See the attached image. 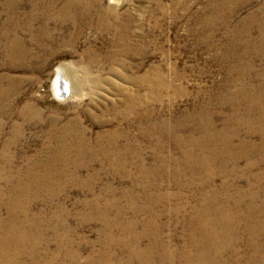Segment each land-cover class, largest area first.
I'll list each match as a JSON object with an SVG mask.
<instances>
[{"label": "rangeland", "instance_id": "1", "mask_svg": "<svg viewBox=\"0 0 264 264\" xmlns=\"http://www.w3.org/2000/svg\"><path fill=\"white\" fill-rule=\"evenodd\" d=\"M99 1L94 13L109 5ZM233 1L121 0L122 17L107 19L126 23L123 30L40 15L34 27H46L52 41L30 42L31 32H21L29 54L37 56L27 58L30 68L12 66L7 38L0 39V88H13L7 98L12 108L0 116V238L10 227L15 237L0 264H203L202 258L264 264V134L250 133L258 128L256 116L240 111L226 120L230 109L213 106L215 126L224 131L227 123L235 143L227 163L219 160L221 136L213 142L216 161L191 141L203 138L199 106L234 88L238 70H228L243 73L239 88L264 84V55L243 45L259 38L264 0ZM6 2L0 0V30L13 14ZM29 3L24 0L22 10ZM213 15L216 23L205 30L202 19ZM59 65L78 91L62 100L52 88ZM143 73V86L130 79ZM131 97L135 106L128 110ZM136 107L147 111L143 136L127 123ZM243 140L260 152L240 158ZM224 215L232 218L226 229ZM141 251L144 259L135 257Z\"/></svg>", "mask_w": 264, "mask_h": 264}, {"label": "bare ground", "instance_id": "2", "mask_svg": "<svg viewBox=\"0 0 264 264\" xmlns=\"http://www.w3.org/2000/svg\"><path fill=\"white\" fill-rule=\"evenodd\" d=\"M230 2H234L231 5L233 6L235 4V1L229 0ZM249 1V0H246ZM121 0H109V5L107 8H102L99 13H94L96 6H99L100 1L99 0H30V7L29 10H22L24 0H7L6 2V8L10 12H13V14L8 15L7 19L3 22L4 25H6L8 28H2L0 30V39L7 38L8 45L6 46V56L9 61V63L12 66H18V67H23V68H30L32 67L29 65V62L27 61V58L29 56H32L29 54V50L26 47L25 40L22 38L20 34H22V31H29L31 32V37H30V42H37L38 39H46L47 42L52 41L51 37L44 36L46 33V27L44 26H38L39 28L34 27V20H36L40 15L47 17L48 19L51 18L52 20L55 19H62L66 21L67 24H70L72 26H80L82 21L86 20H94L97 26H103L106 29L112 30L114 28L120 30L125 28L127 26L126 23L120 22L119 24L114 26L111 22L108 21L107 17L110 14H116L118 18L122 17L121 13H118L117 9L120 5ZM238 3V2H237ZM15 9V11H14ZM220 8H218L216 13H219ZM263 9H264V4H263ZM120 12V11H119ZM221 12V9H220ZM223 12V10H222ZM233 12V9H228L227 11L224 10L223 12V19L228 18ZM125 13V12H124ZM129 17V16H128ZM127 17V18H128ZM124 19V18H123ZM231 19V18H230ZM253 19V18H252ZM263 22L261 25H259V38L256 40L252 39H246L243 43V45L246 47L247 46H253L254 50L256 51L255 53H258L259 55H264V15L262 18ZM217 19L213 15L211 18H203L201 23L202 26L205 30L210 29L215 23ZM62 22V21H61ZM115 22V21H114ZM119 22V21H118ZM88 23V22H87ZM130 23V22H129ZM85 24V23H83ZM92 24V23H91ZM220 24V23H219ZM90 25V24H89ZM221 25V24H220ZM202 28V29H203ZM242 29V28H241ZM142 31V30H141ZM248 31V30H247ZM28 32V33H29ZM40 35L39 37L38 34ZM117 32V31H116ZM132 33V32H131ZM124 34V33H123ZM122 34V35H123ZM126 34V33H125ZM124 34V35H125ZM123 35V36H124ZM251 35V34H250ZM122 37V36H121ZM247 37V36H246ZM249 37V36H248ZM129 38V36H128ZM250 38V37H249ZM126 40V39H125ZM239 39H235V42H237ZM241 40V39H240ZM72 41V40H71ZM124 41V40H123ZM45 42V41H44ZM234 42V43H235ZM241 42V41H240ZM231 43V42H230ZM72 44V43H71ZM70 44V45H71ZM68 45V44H67ZM47 46V45H46ZM130 46V45H129ZM125 46V51L128 53H131L133 49L131 47ZM136 48V47H135ZM249 49V48H248ZM54 50V49H53ZM243 50V49H242ZM254 52V51H253ZM225 55L227 57H231V51L230 49L226 46ZM52 55L53 53H49ZM239 55V54H238ZM247 55V54H246ZM252 55V54H251ZM235 56V55H234ZM248 56V55H247ZM243 57V56H242ZM256 57V56H254ZM37 58V56H32V60ZM226 58V57H225ZM233 58V57H232ZM235 58V57H234ZM251 58V57H250ZM47 59V58H46ZM227 59V58H226ZM231 59V58H230ZM242 58L239 56H236L235 61H240ZM248 59V58H247ZM244 60V59H243ZM251 60V59H250ZM90 61V60H89ZM95 62V61H94ZM92 63V62H91ZM114 63V62H113ZM233 63V62H232ZM237 63V62H236ZM241 64V63H239ZM233 65V64H232ZM91 64L87 63L85 66L86 70L90 69L89 67ZM248 68L250 64L247 65ZM240 68V67H239ZM114 69V68H113ZM253 69V68H252ZM233 71H237V74H239V77H236L237 79H230L232 80V86L234 87L233 89H225V93H222L216 97V100L210 99L209 102L206 103V105H200L199 108L196 111V118H201L203 120L202 123V130H203V138L202 140H196L193 139L191 141L194 142V144H197L200 148V152L202 153H209L210 154V160H215L218 157V154L213 151V142L218 140L219 136H221V140L223 144L225 145V151L221 153V159L227 163L229 159L232 157L233 159V147H234V140L233 136L230 135V129L227 126V123H225V129L222 131V129L218 130L217 127L214 124L213 118V111L212 108L215 105L220 104L221 106L225 105V108L230 109V114L225 117L226 120H228L229 117H235L239 114L240 111H243L242 114L246 117L255 115L257 122H258V128L254 129L251 128L250 133L255 134L257 132H262L264 134V84L257 85L253 88H239L237 87V84L241 81L244 80L243 73L237 67L231 68L227 72L231 73ZM87 72V71H86ZM113 73V72H112ZM115 74V73H114ZM229 75V74H228ZM231 76V75H230ZM264 76V75H263ZM132 81H136L139 86H143L146 81H147V75L143 73L142 75H139L138 77L130 78ZM53 92L55 93L56 97L59 99H64L68 97H73L78 94L75 82L73 81V78L71 74L68 72V69L65 66L59 65L57 67V74L55 76V80L53 82ZM13 91L12 86H9L7 88H0V116L4 117L9 114L12 104L7 101L8 96L11 94ZM140 93V92H139ZM138 93V94H139ZM140 95V94H139ZM134 100L132 97L129 98L127 102V108L128 110H132L134 108ZM219 102V103H218ZM141 105V104H140ZM139 106V105H138ZM144 106V105H142ZM197 107V106H196ZM228 110V109H227ZM28 111V110H27ZM190 113V112H189ZM195 113V112H193ZM134 118L130 119L131 121H128V125L130 126L131 123L132 125H136L143 136L146 133V127H145V122L147 120V111L143 107H139L134 110ZM215 117V116H214ZM242 117V116H241ZM190 119V118H189ZM195 120V119H194ZM160 121V120H159ZM198 121V120H197ZM255 121V119H254ZM184 122V121H183ZM73 123V122H72ZM242 123V122H241ZM182 124V123H181ZM184 124V123H183ZM179 125V124H178ZM197 125V124H196ZM247 125V124H246ZM200 126V125H199ZM198 126V127H199ZM254 126V125H253ZM161 127V126H160ZM250 128V127H249ZM68 130V129H67ZM72 130V129H71ZM73 131V130H72ZM150 131V130H149ZM122 132V131H121ZM160 132V131H159ZM67 133V132H66ZM107 134V133H106ZM131 134V133H130ZM199 134V133H198ZM261 134V133H258ZM105 135V134H104ZM115 135V134H114ZM123 135V134H122ZM126 135V134H125ZM163 135V134H162ZM174 136V135H173ZM236 136V135H235ZM69 137V136H68ZM80 137V136H79ZM79 137L78 140L79 141ZM99 137V136H98ZM108 137V136H107ZM138 137V136H137ZM140 137V136H139ZM172 137V136H171ZM170 137V138H171ZM104 138V136H103ZM189 138V137H188ZM192 138V137H191ZM176 139V138H174ZM220 139V138H219ZM66 140V139H65ZM113 141H115L114 137L112 138ZM135 140V139H134ZM82 142L85 144V141L82 140ZM109 142V141H108ZM143 142V141H142ZM220 142V143H222ZM215 143V142H214ZM58 144V143H57ZM71 144V143H70ZM100 144V143H99ZM102 144V143H101ZM129 144V143H128ZM238 144V143H237ZM263 144V143H262ZM69 145V144H68ZM79 145V144H78ZM82 145V144H81ZM134 145V144H133ZM192 145V144H191ZM238 147V156L240 158H243L247 156L249 152H252V154H257L260 152V146L254 143L251 140H243L237 145ZM77 147V146H76ZM83 149L84 146L82 145ZM82 147L79 148V153H82ZM99 147V146H98ZM127 147V146H125ZM249 147V149H248ZM264 147V146H263ZM97 148V147H96ZM129 148V147H128ZM141 148V147H140ZM221 148V147H220ZM223 148V147H222ZM109 149V148H108ZM130 149V148H129ZM128 149V150H129ZM90 150V149H89ZM102 150V148H101ZM138 150V149H136ZM186 150V149H184ZM132 151V150H131ZM103 152V151H102ZM101 152V153H102ZM219 152V151H218ZM106 153V152H105ZM122 153V152H121ZM128 153V152H127ZM133 153V152H132ZM202 153V154H203ZM60 154V153H59ZM73 154V153H72ZM124 154V152H123ZM134 154V153H133ZM136 154V153H135ZM191 151L186 152L187 160L189 163L193 161L191 157ZM197 154V153H196ZM63 155V154H62ZM67 155V153H66ZM91 155V154H90ZM102 155V154H101ZM112 155V154H111ZM116 155V154H115ZM129 155V154H128ZM195 155V154H193ZM251 155V154H250ZM58 156V155H57ZM122 156V155H121ZM130 156V155H129ZM236 156V155H235ZM249 156V155H248ZM64 157V156H63ZM117 157V155H116ZM124 157V156H123ZM194 157V156H193ZM197 157V156H196ZM202 157V156H201ZM260 157V156H259ZM104 158V157H103ZM220 158V156H219ZM237 158V157H236ZM49 159V158H48ZM51 159V158H50ZM53 159V158H52ZM57 159V157L55 158ZM54 159V160H55ZM231 159V160H232ZM66 160V159H65ZM101 160V159H100ZM110 160V159H109ZM112 160V159H111ZM132 160V159H130ZM129 160V161H130ZM196 160V159H195ZM240 160V159H239ZM254 160V159H253ZM187 161V162H188ZM198 161H200L198 157ZM202 161V160H201ZM214 161V162H215ZM40 162V161H39ZM48 162V161H47ZM51 162V161H50ZM105 162V161H104ZM110 162V161H109ZM112 162V161H111ZM124 162V161H123ZM234 162V161H233ZM132 163V162H131ZM197 163V162H196ZM136 164V163H135ZM202 164L207 167L209 164L207 160L202 161ZM42 165V163H41ZM197 165V164H196ZM195 165V166H196ZM202 165V166H203ZM215 165V164H214ZM254 165V162L253 164ZM75 166V165H74ZM203 168V167H202ZM206 169V168H205ZM46 171V170H45ZM70 171V170H69ZM206 171V170H205ZM221 171V170H220ZM50 173V172H49ZM211 173V172H210ZM43 174V173H42ZM55 174V173H54ZM248 174V173H247ZM70 175V174H69ZM217 175V174H216ZM212 176V175H211ZM50 177V176H48ZM59 177V176H58ZM56 178V177H55ZM257 178L261 179L260 174L257 175ZM194 179V178H193ZM206 180V179H205ZM255 181V180H254ZM248 184V183H247ZM252 184V183H251ZM251 187V186H250ZM217 188V187H216ZM217 190V189H216ZM220 190V189H219ZM238 191V190H237ZM245 193V192H244ZM209 194V193H208ZM210 198V197H209ZM30 200V199H29ZM149 200V199H148ZM264 200V199H263ZM21 201V200H20ZM151 201V200H150ZM20 203V202H19ZM30 203V202H29ZM26 206V205H25ZM259 206V205H258ZM252 207V206H251ZM264 208V207H263ZM208 209V208H207ZM210 209V208H209ZM213 209V208H212ZM216 210V209H215ZM224 210V209H223ZM263 210V209H262ZM217 211V210H216ZM107 213V212H106ZM118 213V212H117ZM199 213V212H198ZM197 213V214H198ZM216 213V212H215ZM257 213V212H256ZM255 213V214H256ZM98 214V213H97ZM120 214V213H119ZM210 214V213H209ZM223 215V214H222ZM253 215V214H252ZM207 216V215H206ZM219 216V215H218ZM149 217V216H148ZM147 217V219H148ZM215 217V216H213ZM151 218V217H150ZM196 218V217H195ZM211 218V217H210ZM15 219V218H14ZM113 220V219H112ZM154 220V219H153ZM203 220V219H202ZM228 220L232 222V218L229 216L225 215L223 216V221L221 223V226L228 227ZM241 221V220H240ZM258 221V220H257ZM153 223V222H152ZM234 223V222H233ZM236 223V222H235ZM245 223V222H244ZM261 223V221H260ZM138 224V223H137ZM141 224V223H140ZM126 225V224H125ZM235 225V224H234ZM15 226V225H14ZM143 226V225H141ZM154 226V225H153ZM215 226V225H214ZM259 226V225H258ZM149 227V225H148ZM151 227V226H150ZM252 227V225H251ZM155 228V227H154ZM150 229V228H149ZM159 229V228H158ZM222 229V228H221ZM229 229V228H228ZM261 230L263 228H260ZM1 230V229H0ZM13 230L14 228H9L7 232L3 235V237L0 238V258L6 257L7 253H9V250L6 248L8 243L10 242H15L13 239L15 238L13 235ZM255 230V229H254ZM3 231V230H2ZM151 231V230H150ZM155 231V230H154ZM218 231V230H217ZM232 231V230H231ZM208 232V231H207ZM226 232V231H225ZM254 232V231H253ZM258 232V231H257ZM130 233V232H129ZM148 233V232H147ZM146 233V234H147ZM158 233V232H157ZM251 233V232H250ZM256 233V232H255ZM262 233V232H261ZM264 233V232H263ZM226 234V233H225ZM228 234V233H227ZM231 235V232L229 233ZM205 236V235H204ZM207 236V235H206ZM262 236V235H261ZM221 237V236H220ZM24 238V237H23ZM21 237L20 239L23 240ZM216 238V237H215ZM254 238V237H253ZM264 238V237H263ZM27 239V238H25ZM147 239V238H146ZM237 239V238H236ZM40 240V239H38ZM155 240V239H154ZM253 240V239H252ZM264 240V239H263ZM37 241V240H36ZM211 241V240H210ZM213 241V240H212ZM227 241V240H226ZM137 242V241H136ZM203 242V241H202ZM259 242V241H258ZM219 243V242H218ZM238 243V242H237ZM262 243V242H261ZM13 244V243H12ZM161 244V243H160ZM212 244V243H211ZM227 243L225 244V247L227 246ZM264 244V243H263ZM154 245V244H153ZM231 245V244H230ZM261 245V244H260ZM31 246V245H30ZM205 246V245H204ZM14 247V246H13ZM155 247V246H154ZM263 247V246H262ZM166 248V247H165ZM223 248V247H222ZM229 248V247H228ZM18 249V248H17ZM153 249V248H152ZM197 249V248H196ZM202 249V247H201ZM253 249V248H252ZM258 249V247H257ZM16 250V249H15ZM70 250V249H69ZM210 250V249H209ZM255 250V249H254ZM11 251V250H10ZM132 251V250H131ZM161 251V250H160ZM206 251V250H205ZM224 251V250H223ZM153 252V251H152ZM196 252V251H195ZM213 252V251H212ZM26 253V252H25ZM50 253V252H49ZM51 254V253H50ZM152 254V253H151ZM180 254V253H179ZM204 254V253H203ZM210 254V253H209ZM133 255V254H132ZM256 255V254H255ZM16 256V255H14ZM49 256V255H48ZM146 252L141 253H136L135 257L144 259L146 257ZM211 256V255H210ZM222 256V255H221ZM152 257V256H151ZM161 257V256H160ZM216 257V256H215ZM175 258V257H174ZM178 258V257H177ZM254 258V257H253ZM32 259V258H31ZM196 259V258H195ZM213 259V258H212ZM216 259V258H214ZM225 259V258H224ZM18 260V259H17ZM33 260V259H32ZM131 260V259H130ZM227 260V259H226ZM1 261V260H0ZM48 261V260H46ZM203 264H209L208 260L206 258L201 259ZM217 261V260H216ZM221 261V260H220ZM256 261V260H255ZM13 262V261H12ZM49 262V261H48ZM73 262V261H72ZM159 262V261H158ZM10 263V262H9ZM31 263V262H30ZM50 263V262H49ZM151 263V262H150ZM177 263V262H176ZM111 264V263H110ZM212 264V263H211Z\"/></svg>", "mask_w": 264, "mask_h": 264}]
</instances>
